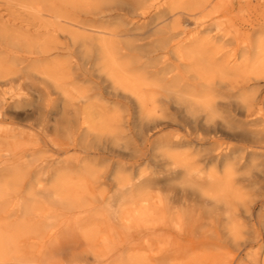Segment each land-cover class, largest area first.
<instances>
[{
    "label": "bare ground",
    "instance_id": "obj_1",
    "mask_svg": "<svg viewBox=\"0 0 264 264\" xmlns=\"http://www.w3.org/2000/svg\"><path fill=\"white\" fill-rule=\"evenodd\" d=\"M56 1L61 9L68 2ZM28 2L39 14L45 9L52 26L60 21L67 25L64 30L75 58L65 72L69 80L63 74L65 79L45 83L39 88L47 97L44 109L33 107L29 113L38 116L36 128L45 135V118L59 115L53 126L57 135L50 145L65 156L27 165L25 131L14 126L0 130L5 151L0 158V252L11 239L3 238L6 234L28 229L37 232L49 221L59 225L69 214L76 218L83 214L89 222L97 215L106 222L100 245L102 255H107L103 261L109 264H172L170 260L180 258L184 260L175 264H264V114L255 120L234 118L235 102L223 85L203 76L192 77L181 71L179 64L172 71L161 58L175 34L184 33L188 38L212 28L185 24L174 33L166 25L156 24L143 32L131 28L112 32L96 24L94 12L74 14V18L67 9L40 8L34 4L37 0ZM211 27L216 30L211 40L226 39L225 27ZM52 31H56L54 27ZM1 33L7 35L4 29ZM129 33L133 40L123 44L104 36ZM5 38L0 40V52L10 63L0 77H10L0 80L1 121L10 120L1 86L23 78L38 59L28 51L19 53L22 41L18 36L10 33ZM263 44L260 39L248 40L239 47L246 61L260 57L252 62L257 64L252 85L264 84L260 80L264 75ZM80 83H86L85 88L81 89ZM55 92L61 101L57 106L49 98ZM89 95L106 98L113 108L124 109L105 135L75 119V101ZM17 97L18 103L31 104L27 94ZM251 97L256 99L253 94ZM165 128L169 130L160 132ZM225 136L238 144L220 140ZM106 157L109 162L104 170L94 168ZM126 157L131 160H124ZM208 164L215 169H204ZM140 165L145 169L136 170ZM150 166L153 168L147 170ZM220 166L222 172L216 168ZM248 185L254 188L244 191ZM150 219L180 234L169 237L172 248L145 261L133 252L137 240L127 239L117 226L139 225ZM48 233L44 235L53 234ZM223 248L233 250L229 260L222 259ZM26 258L14 259L23 264Z\"/></svg>",
    "mask_w": 264,
    "mask_h": 264
},
{
    "label": "rangeland",
    "instance_id": "obj_2",
    "mask_svg": "<svg viewBox=\"0 0 264 264\" xmlns=\"http://www.w3.org/2000/svg\"><path fill=\"white\" fill-rule=\"evenodd\" d=\"M67 1V5L62 9L57 5L56 0H37L34 4L40 8H46L45 6L48 5L55 10L67 9L72 12L71 17L74 18H76L74 14L76 16L90 15L94 12V15L97 16L96 24H101L104 30L112 32L124 28H131L133 32H143L157 24L158 27L166 25L171 32L177 33L184 28L185 24L188 26L208 24L212 28L209 32L192 34L188 38L183 37L184 33H177L172 37V46L161 57L165 59L167 68L174 71L177 68L175 65L179 64V69L192 77L203 76L216 85H223V90L232 93L231 100L235 102L232 105V112L235 113L234 118L239 116L255 120L260 119V116L264 114V101L259 102V99L264 98V84L260 81V84L252 85L251 79L254 75L253 72L257 71V64L252 62L259 60L260 57L258 55L256 58L246 61L245 54L239 50V47L247 43L248 40L256 42L260 39L264 43V0ZM100 9H103V12H98ZM46 12L45 9H42L41 14L32 11L28 0H0V29H4L7 35L12 33L19 37L22 41L20 42L22 52L19 53L28 51L31 55L38 57L31 64L32 68H29L28 74L23 78L8 80L1 86L5 90V106H7L10 120H0V130L4 131L7 127L14 126L25 131L23 141L28 154L24 161L27 165H32L40 160L50 162L57 159L58 156H65L62 152L53 151L50 145V139L54 138L56 134L53 131L55 119L59 115L50 114L45 118L48 135L38 132L35 124L39 121L38 116L29 115L33 107L42 110L47 102V97L41 95L39 88H44L45 83L52 85V80L64 78L61 77L63 74L69 80L65 72L68 73L69 67L75 60L70 53V40L64 30L67 25L60 21L52 26ZM215 24L225 27L226 39H210V35L216 31L211 25ZM53 27L56 30L54 32L52 31ZM253 28L256 29L255 32L247 36L246 32ZM129 34L104 36L123 44L133 40L131 33ZM7 35L3 33V37L1 33L0 40H6ZM3 44L2 41L1 45ZM4 56L5 54L0 52V74L4 73V69H6L4 66L10 63V60L6 61ZM159 56L156 58L159 59ZM7 77L10 75L0 77V80ZM260 78L264 81V75H261ZM79 86L83 89L86 83H80ZM51 87L49 88L51 89ZM51 90H54L53 87ZM250 93L254 97L256 96L257 100L253 99ZM24 94L30 98V105L18 103L17 95L23 96ZM49 98L53 100V105H60V95H57L56 92L52 93ZM74 107L77 123L102 135L107 134L106 128L112 123L114 117L124 114L123 108L115 109L108 99L96 95H89L85 100H76ZM259 107L262 109L259 110ZM31 123L32 125H30ZM168 130L169 128H165L160 132ZM220 140L238 144L237 141L226 136L221 137ZM33 147L37 148L31 149ZM2 148L0 145V158L5 152ZM67 154L73 153L68 152ZM78 155L80 154L78 153ZM124 160L128 161L131 158L126 157ZM108 162L109 158L106 157L102 161L99 160L94 168L104 170ZM151 168L153 167L150 166L147 170ZM216 168H219L221 172L223 170V166ZM142 169H145L144 165L136 168L138 171ZM204 169L211 171L215 169V166L208 164ZM252 188L254 187L248 185L243 190ZM9 204L8 202L7 205L9 206ZM77 217L80 219L69 214V217L62 220L59 225L56 221H49L47 224L45 223L43 230H37V232L28 229L21 232L16 231L14 234H6L3 238L11 239L7 241L6 250L0 252V264H20L19 259H14L17 257L28 258L23 261V264H109L107 261H103L107 255H102L103 248L100 245V238L106 233V222L97 218L98 215L90 222L87 221L90 218L86 219L83 214ZM74 221L76 222L74 223ZM162 227L155 219H150L139 225L117 226V229L124 232L127 239L135 238L137 240L133 252L140 254L141 257L144 256L146 261L158 256L164 249L172 248L169 237L180 234L176 230V232L173 231L171 227L168 230ZM46 231L53 232V234L44 235ZM181 239L185 241L184 237ZM220 251L223 260H229L233 254V250L230 248H223ZM96 254L99 257H96ZM183 260L180 258L169 262L175 264Z\"/></svg>",
    "mask_w": 264,
    "mask_h": 264
}]
</instances>
